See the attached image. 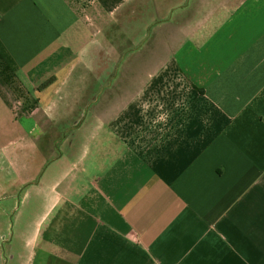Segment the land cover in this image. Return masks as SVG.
Masks as SVG:
<instances>
[{
    "label": "crops",
    "instance_id": "obj_1",
    "mask_svg": "<svg viewBox=\"0 0 264 264\" xmlns=\"http://www.w3.org/2000/svg\"><path fill=\"white\" fill-rule=\"evenodd\" d=\"M0 264H264V0H0Z\"/></svg>",
    "mask_w": 264,
    "mask_h": 264
}]
</instances>
